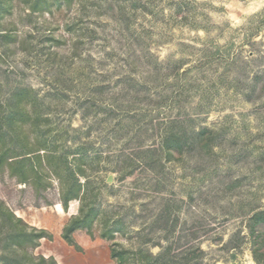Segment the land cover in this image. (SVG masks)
Listing matches in <instances>:
<instances>
[{"label":"rangeland","instance_id":"374dc122","mask_svg":"<svg viewBox=\"0 0 264 264\" xmlns=\"http://www.w3.org/2000/svg\"><path fill=\"white\" fill-rule=\"evenodd\" d=\"M22 8L16 0L1 22L24 43L0 42V102L31 88L48 142L82 146L93 176L112 177L99 209L120 219L116 241L153 254L168 246L171 264H264V236L248 229L264 212V0H54L21 20ZM172 121L212 139L158 163ZM57 188L37 195L0 175V201L52 236L35 255L113 264L98 231L74 233L80 251L62 240L72 215L49 217Z\"/></svg>","mask_w":264,"mask_h":264},{"label":"trees","instance_id":"16d2710c","mask_svg":"<svg viewBox=\"0 0 264 264\" xmlns=\"http://www.w3.org/2000/svg\"><path fill=\"white\" fill-rule=\"evenodd\" d=\"M15 1L0 0V42L20 45L24 41L15 30H6L1 24L4 18L13 15ZM17 1L26 12L21 20L49 13L54 3V0ZM38 104L39 99L31 88H16L0 102V175L6 174L18 184L30 186L37 195L55 181L58 204L64 212L71 202H78L77 213L70 216L61 231L62 240L76 251L81 249L74 239L75 232L83 231L93 238L98 231L99 237L109 242L113 264H171L168 246L153 254L141 246L130 249L116 241L124 228L120 219L99 209L101 189L106 183L92 174L98 170L93 166L95 158L82 146L72 152L58 151L52 146L48 142L47 119L39 112ZM179 124V121L170 122L160 135L156 149L158 163L175 160L195 146L207 148L212 139L213 132L205 129L192 131L189 137ZM261 226H264V212L250 218L249 235L262 238ZM43 239L51 241L52 236L44 229L29 226L0 201V264H57L51 256L34 254ZM195 252L202 254L197 248H188L184 255L190 258Z\"/></svg>","mask_w":264,"mask_h":264},{"label":"crops","instance_id":"0c3cea01","mask_svg":"<svg viewBox=\"0 0 264 264\" xmlns=\"http://www.w3.org/2000/svg\"><path fill=\"white\" fill-rule=\"evenodd\" d=\"M54 207H55V210L54 211L52 210L53 214H49V217H51V219L52 218L53 219H58L60 217V211L61 212H64V211L62 210L60 204H58V203H56V205ZM68 212H69L70 215H75L76 214V209L72 210V208H71V210H70V207H68L67 214H68ZM35 227H37V226L35 225Z\"/></svg>","mask_w":264,"mask_h":264},{"label":"water","instance_id":"95a60500","mask_svg":"<svg viewBox=\"0 0 264 264\" xmlns=\"http://www.w3.org/2000/svg\"><path fill=\"white\" fill-rule=\"evenodd\" d=\"M111 182H112V177L108 176L107 179H106V183L107 184H111Z\"/></svg>","mask_w":264,"mask_h":264}]
</instances>
